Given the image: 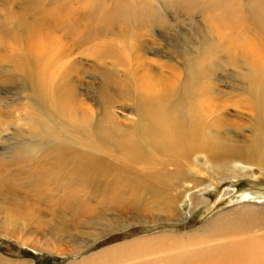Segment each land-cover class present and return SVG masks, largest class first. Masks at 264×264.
Returning a JSON list of instances; mask_svg holds the SVG:
<instances>
[{
	"label": "rangeland",
	"instance_id": "obj_1",
	"mask_svg": "<svg viewBox=\"0 0 264 264\" xmlns=\"http://www.w3.org/2000/svg\"><path fill=\"white\" fill-rule=\"evenodd\" d=\"M161 108L173 120L165 131L153 120ZM176 130L242 148L248 160L213 163L201 150L181 160L167 148ZM27 139L90 153L109 174L98 190L86 189L91 175L74 187L77 217L44 205L37 217L14 209L5 202L13 190L3 188L0 264H164L210 247L208 235L231 224L222 215L243 204L264 209V0H0V166L11 174L12 145ZM123 139L128 161L115 144ZM158 172L173 177L162 184ZM139 180L178 197V217L143 216L165 202L153 203L151 193L140 202L131 192ZM31 189L49 192L48 204L72 190ZM109 192L122 194L112 200ZM94 218L76 231L104 235L91 243L83 235V250H71L68 234L55 229ZM164 235L179 239L153 245ZM131 241L128 257L101 256Z\"/></svg>",
	"mask_w": 264,
	"mask_h": 264
},
{
	"label": "bare ground",
	"instance_id": "obj_2",
	"mask_svg": "<svg viewBox=\"0 0 264 264\" xmlns=\"http://www.w3.org/2000/svg\"><path fill=\"white\" fill-rule=\"evenodd\" d=\"M161 109L157 111L153 120L156 126L158 127V130L160 129L162 131L164 129L165 131L167 125L170 124V122L173 120L170 121V119L167 118L168 113H166L165 110ZM164 112L166 113L165 115ZM162 118L164 119V123ZM176 121H178V119ZM171 124L174 125V123ZM168 139H170V137ZM116 142L115 144L117 148L122 149L124 153L126 152V155L128 157L127 161L129 158L132 159V156L129 155L131 153V142L125 139L118 140ZM170 143L171 144H169L167 148L169 150H172V153L181 160L184 158L188 159V156H190L195 150H201L202 152L206 153L213 163H220L221 161L241 162L248 160L246 157L247 155L242 148H238L235 146L233 147L232 145H225L221 142L210 141L208 139H205L204 141H198L197 139H195V136L193 134H189L187 137H183V133L177 131L176 133H173ZM12 146H14V150L12 156H10L9 163L15 165L17 170L16 174H11L7 169V164L0 166V171L8 175V178H4V181L2 182L3 184L0 182V194L2 193L3 188H6L7 185H9V189L13 190L12 194L14 198H10L8 201L5 202L12 206L14 209H22L24 212L29 210L28 212H31V215L33 214L35 215V217L40 215L42 210L38 207H41L42 205H44V207H46L48 211L50 210V212L56 213L59 211L62 212L66 210V212L70 213L73 217H77L80 214L81 208L79 207L80 204L78 200H76V198L80 195L74 187L76 185L85 186L86 178L91 175L92 184L86 185V189H88V193L89 190H95L96 187V189L98 190V187L100 188L103 184L102 182L104 181L105 174H109V172L103 165L98 164L100 163L99 161L92 160V156L90 155V153L84 155L85 153L81 154L79 153V151H74V149L72 148L66 151V148L62 147L58 143H52V146L50 148H46L42 143L38 142L37 140L29 141V139H27L21 141L20 143L13 144ZM87 162H90L88 168L83 169L82 166H86L84 163ZM263 164L264 163H262L261 166ZM108 168H110V170L112 171V166H109ZM154 175L159 177V182L162 184L166 183L165 180H167V178L170 179L173 177L170 175H165L163 173L161 174L159 172L154 173ZM180 176L181 173H174V177L179 178ZM15 179L17 180L15 181ZM143 182H146V184H143L142 181L139 180V186L131 187V192H133V194L137 196V199L140 202L145 201V194L147 195L149 193H151L149 195L151 197V200H153V203H156L157 200H159L156 199L158 197H161L162 200L165 202L163 204L157 203L155 207L153 206L154 208L152 209V211H146L148 213L145 212L143 216L152 215L154 212H159L165 213L167 216L174 214L176 217H178L179 211L176 208L178 206H176L175 204L178 200V197L173 199L174 197H171V195L164 196L163 190L152 187L150 184H148V180ZM38 183L44 185L50 183L53 184L55 188H58L61 184L64 183L67 187L72 188V190L68 193L67 197L62 199L59 203L53 202L51 204H48L49 192H41L37 194L34 190L31 189V186L33 184ZM168 186L169 181L166 184V187ZM109 193L108 196H111L112 200L119 199V195L122 194L116 192ZM85 194H87V192H85ZM87 195L88 198L92 200L93 195ZM67 203L71 208L68 207ZM198 204H200V202L197 203V205ZM91 210L90 212H86L88 216L91 214V212L94 211ZM263 215L264 209L257 210L256 208L254 209L244 204L238 208H234L229 212L225 213V215H222L221 218L224 219V222L227 220H231L230 226L228 228L223 229V231H228H216L208 235L209 238L214 242L210 245V247H207L206 245L205 248L203 247L196 250L193 249L194 251L183 252L182 254L172 256L166 259L164 264H264V234H262L260 227L264 224V222H262V220H258ZM141 216L142 215L139 214L137 215V217L139 218ZM233 218H235V221H233ZM94 220L95 218L88 219L87 221L76 220L77 222H75L74 220L71 221V223H73L69 228H67L64 224L63 226L59 224L60 227H56L55 229L56 232L60 231V233L63 232L64 234H68L67 239L70 243H72L73 247L75 246L74 248H71V250H83V248L87 246L89 240L91 243L101 239V237L104 235L91 231L89 234L85 232L78 233L76 231L77 227L83 229L88 228V225L94 224ZM113 222L123 223L120 220H117L112 221L111 223L109 222V225L107 226L116 227V223ZM102 228H104V226ZM68 229H71L74 232L68 233ZM98 230H100V228ZM85 234L88 236V238L91 239L87 240V238L82 237ZM195 235L196 234L189 236V239H191V241L194 240ZM159 237L160 238H157L153 241V245L163 248L174 244V240L179 239L177 236L171 235H164ZM136 242L137 241H131L128 242L127 245L112 247L108 250H104L102 251L101 256L112 252L111 259H118L124 256L128 257L131 253V251L129 252L128 250L131 247L136 246L134 245V243ZM197 243H199L198 240ZM187 244H189L190 246L189 242ZM196 244L194 243V245ZM142 264L152 263L146 262Z\"/></svg>",
	"mask_w": 264,
	"mask_h": 264
}]
</instances>
